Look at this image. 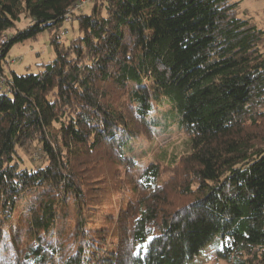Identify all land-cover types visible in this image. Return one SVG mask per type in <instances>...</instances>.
Listing matches in <instances>:
<instances>
[{
	"label": "trees",
	"instance_id": "trees-1",
	"mask_svg": "<svg viewBox=\"0 0 264 264\" xmlns=\"http://www.w3.org/2000/svg\"><path fill=\"white\" fill-rule=\"evenodd\" d=\"M82 1L0 0V264H188L211 243L264 264V29L236 0ZM44 32L55 58L8 72ZM167 104L191 139L179 184L150 164L139 208L98 224L106 163L137 165L127 150Z\"/></svg>",
	"mask_w": 264,
	"mask_h": 264
},
{
	"label": "rangeland",
	"instance_id": "rangeland-1",
	"mask_svg": "<svg viewBox=\"0 0 264 264\" xmlns=\"http://www.w3.org/2000/svg\"><path fill=\"white\" fill-rule=\"evenodd\" d=\"M86 1L81 7V11L90 13L92 3L90 0ZM236 1L240 2L242 9H248L255 16L256 20L264 26V0ZM28 23L29 20L22 17L21 21L17 23V29L23 30L27 27ZM61 31L64 33L63 39L66 42L79 34L77 23L71 21H66ZM50 37L49 32H44L36 39L14 45L7 56L9 65L6 66V70L8 72L14 71L17 74H37L40 68L39 64L55 58L54 51L50 46ZM152 119L156 121V128L152 136L151 134H142L140 138L131 143L130 148L127 150V156L133 159L137 165L126 163L117 167L114 164L106 163L107 171L97 174H100L101 178H106V182L102 183L104 193L95 192L97 193L95 194L94 191H91L89 195L90 202L93 201V204L96 205L94 207L97 210L92 212L95 215L93 219L98 224L107 223L109 224L108 227L112 229L115 224L113 226H110V224L118 219L121 212L125 211L129 204L131 209L139 208L140 202L137 200H142L143 192L137 189V179L150 164L154 163L160 166L162 172L161 182L166 184V187L175 182L179 184L180 181H176V178L179 176L176 169L181 159L189 153L191 139L179 128L177 111L171 104L157 109L153 113ZM20 155L27 167L31 168L39 164V161H35L39 152L34 145L26 151L21 150ZM88 177L94 180L96 176L92 174ZM171 194V197L174 199L180 198L175 193ZM70 216L71 219L73 214ZM106 218H110L109 222ZM188 264L231 263L219 259L214 244L211 243L202 250L199 256Z\"/></svg>",
	"mask_w": 264,
	"mask_h": 264
},
{
	"label": "crops",
	"instance_id": "crops-1",
	"mask_svg": "<svg viewBox=\"0 0 264 264\" xmlns=\"http://www.w3.org/2000/svg\"><path fill=\"white\" fill-rule=\"evenodd\" d=\"M248 10V9H247ZM248 12L255 18V16L248 10ZM255 20H256V18H255ZM257 21V20H256ZM258 22V21H257ZM258 24L264 29V26H262L261 25V23L260 22H258Z\"/></svg>",
	"mask_w": 264,
	"mask_h": 264
},
{
	"label": "built area",
	"instance_id": "built-area-1",
	"mask_svg": "<svg viewBox=\"0 0 264 264\" xmlns=\"http://www.w3.org/2000/svg\"><path fill=\"white\" fill-rule=\"evenodd\" d=\"M85 2H87V1L86 0L82 1L80 6H78V8H81L85 4Z\"/></svg>",
	"mask_w": 264,
	"mask_h": 264
}]
</instances>
